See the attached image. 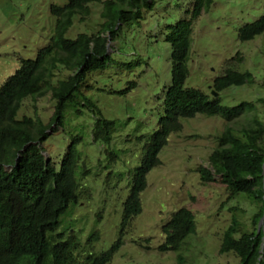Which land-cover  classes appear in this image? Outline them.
Returning <instances> with one entry per match:
<instances>
[{"label": "trees", "instance_id": "trees-1", "mask_svg": "<svg viewBox=\"0 0 264 264\" xmlns=\"http://www.w3.org/2000/svg\"><path fill=\"white\" fill-rule=\"evenodd\" d=\"M158 1L66 0L63 5L51 4L54 25L48 44L38 50L35 58L21 59L16 70L0 84V264H108L122 244L124 229L141 213L140 194L146 188L147 173L160 164L159 151L172 133L183 129L181 118L196 114L219 115L228 122L246 115L239 126H226L216 136V147L208 155L210 169L199 165L197 172L203 184L219 181L228 199L239 196L255 205L251 228L232 216L222 232L218 253L236 257L237 264H264V219L257 230L264 216V117L258 112L260 106L264 108V97L233 106L221 104L219 92L254 82L250 71L231 65L213 79L211 89L216 95L185 86L192 25L213 0H187L183 15L166 25L170 84L163 93L162 113L150 133L134 137L136 143H142L135 166L113 175L119 160L115 144L121 142L115 140L119 134L117 121L102 115L90 94L88 78L110 65L108 35L119 36L121 25L142 18ZM95 3L101 4L103 19L98 31L66 37L74 20L84 21L90 5ZM262 33L264 12L238 29V39L248 41ZM44 95L53 101L47 122L37 115L18 116L25 98ZM49 130L67 141L58 160L46 153ZM99 171H104V177L98 178ZM98 179H103L106 186L110 179L127 182L119 235L108 248L97 254L89 249L78 259L74 233L62 237L59 232L61 217L69 207L88 204ZM161 228L164 240L158 249L178 251L196 232L195 214L181 206L171 212ZM98 237L99 233L93 231L87 243L92 247Z\"/></svg>", "mask_w": 264, "mask_h": 264}, {"label": "rangeland", "instance_id": "rangeland-1", "mask_svg": "<svg viewBox=\"0 0 264 264\" xmlns=\"http://www.w3.org/2000/svg\"><path fill=\"white\" fill-rule=\"evenodd\" d=\"M65 2L0 0V84L16 70L21 59L35 58L38 50L48 44L54 25L50 5ZM187 7V0H161L142 18L121 25L116 38L107 33V52L112 60L102 73L89 76L88 81L92 85L90 94L102 115L117 121L119 134L115 140L121 142L115 144L119 148V160L113 175L123 174L135 166L142 143H136L134 137L148 134L156 127L162 113L163 93L170 84V45L164 40L166 25L177 21ZM263 12V0H213L210 8L192 25L185 86L211 96L213 79L231 65L240 71H250L254 82L222 90L218 93L221 104L233 106L240 101L264 97V33L248 41L238 39V29ZM100 13L101 4H91L85 20L75 19L66 37L74 38L82 32L96 33L103 21ZM52 104L48 95L27 97L21 103L18 116L37 115L47 122ZM258 112L264 117L263 107ZM245 116L233 122L219 115L181 118L183 129L172 133L159 151L160 164L147 173L146 188L140 194L141 213L124 229L122 244L108 264L238 263L236 257L218 253L220 238L233 215L251 228L255 205L239 196L228 199L224 186L217 180L203 184L197 167L203 165L210 169L208 155L216 147V136L226 126H239ZM137 127L139 130H135ZM48 133L46 153H52L58 160L67 141L58 134L52 135L51 130ZM88 151L93 154L94 150ZM103 172L99 171L98 178L104 177ZM97 182L92 186L88 204L82 202L86 207H69L61 217L59 232L62 237L74 233L77 241L74 254L78 259L89 249L97 254L108 248L119 235L127 182L115 183L110 179L107 186L103 179ZM181 206L194 212L196 232L180 250L161 252L158 249L164 240L161 227L171 212ZM245 229L246 226L241 228ZM93 231L99 237L91 247L87 240Z\"/></svg>", "mask_w": 264, "mask_h": 264}, {"label": "water", "instance_id": "water-1", "mask_svg": "<svg viewBox=\"0 0 264 264\" xmlns=\"http://www.w3.org/2000/svg\"><path fill=\"white\" fill-rule=\"evenodd\" d=\"M211 93L214 94V95L217 94L216 92H214V91H212V90H211ZM24 148H25V147H24ZM24 148H23V149H24ZM263 219H264V216H262L261 219H260V221H259L258 229H257L258 231L260 230V227H261L262 224H263ZM263 240H264V235H263ZM262 244H263V242H262Z\"/></svg>", "mask_w": 264, "mask_h": 264}]
</instances>
